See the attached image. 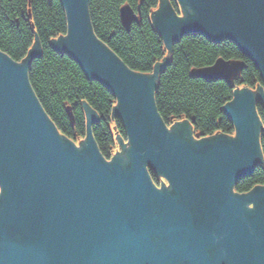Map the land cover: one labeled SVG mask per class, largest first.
<instances>
[{
    "label": "water",
    "instance_id": "obj_1",
    "mask_svg": "<svg viewBox=\"0 0 264 264\" xmlns=\"http://www.w3.org/2000/svg\"><path fill=\"white\" fill-rule=\"evenodd\" d=\"M59 2L66 36L49 43L114 96L109 117L122 121L128 145L116 142L125 160L101 158L89 133L97 119L84 103L81 149L46 119L27 82V65L40 54L35 37L21 64L0 53V264H264V186L229 191L259 164L253 95L234 91L221 107L233 138L189 141L184 122L168 132L152 94L165 61L151 74L130 72L93 36L87 0ZM177 2L182 18L167 0L150 14L167 50L192 34L231 40L264 85V0ZM130 11L121 10L123 20ZM230 63L220 58L199 75L238 73L242 65ZM146 167L170 191L153 189Z\"/></svg>",
    "mask_w": 264,
    "mask_h": 264
},
{
    "label": "trees",
    "instance_id": "obj_2",
    "mask_svg": "<svg viewBox=\"0 0 264 264\" xmlns=\"http://www.w3.org/2000/svg\"><path fill=\"white\" fill-rule=\"evenodd\" d=\"M28 2L36 33L30 29L26 15ZM121 2L131 4L134 8L138 5L142 15V25H134L129 33L118 23L117 8ZM158 2L159 0H89V14L95 34L134 71L150 73L155 63L163 59L162 41L152 30L150 22V13ZM169 2L180 14L176 1ZM65 32L66 19L59 0H0V50L13 60L20 61L36 34L42 54L31 62L28 76L41 105L58 128L71 136L73 132L64 108L72 106L80 98L86 100L102 116V120L92 127V131L100 151L107 157L113 149L106 122L107 112L111 109L110 103L114 101L113 96L100 83L86 79L69 56L52 49L49 40ZM172 57L159 77L155 97L163 120L166 121L169 115L177 117L180 112L186 116L196 114L197 127L204 132L211 133L217 126L223 133L230 131L231 125L221 111L223 103L231 98L230 86L221 80L207 82L191 79L188 67L211 65L219 57L243 58L237 46L231 41L214 42L202 35L192 34L182 37L173 46ZM244 61L246 67L238 82L253 88L261 83L260 75L250 61ZM72 110H75L77 116V130L82 135L84 123L81 107L76 106ZM259 112L264 116L263 110ZM258 182H264V171L260 167L250 177L240 181L238 189L245 191L248 186Z\"/></svg>",
    "mask_w": 264,
    "mask_h": 264
},
{
    "label": "bare ground",
    "instance_id": "obj_3",
    "mask_svg": "<svg viewBox=\"0 0 264 264\" xmlns=\"http://www.w3.org/2000/svg\"><path fill=\"white\" fill-rule=\"evenodd\" d=\"M30 6V4L28 5V7H27V9H25L26 10V15L27 16H29V15H32V12H31V7H29ZM129 7V6H128ZM130 8V12H132V14L134 15V14H136L135 12L133 13V8L132 7H129ZM174 11H175V9H174ZM130 12L127 14V16H129L130 15ZM177 12V11H176ZM178 13V12H177ZM151 14V13H150ZM137 17V18H136ZM136 17H133V18H131V20H129V21H125L126 22V24H127V27L128 28H130L129 30L131 31V29H132V27L135 25V26H137V25H142V20H141V18H142V15L141 14H138L137 13V16ZM132 19H134V20H132ZM136 19H138V21H135ZM127 20V19H126ZM29 21H31V20H29ZM34 24V26H35V23H33ZM151 25H152V23H151ZM152 27V30L154 31V32H156L157 34H158V32L153 28V26H151ZM90 29L92 30L91 32L93 33V36L96 38V40L99 42V43H101V45L102 46H104L105 48H108V45L103 41V40H101L96 34H95V32H94V29H93V26H92V23L90 22ZM159 35V34H158ZM198 35H200V34H198ZM186 36H188V35H186ZM62 37V36H61ZM181 39V38H180ZM224 40H227V41H231V40H228V39H224ZM223 41V40H222ZM219 42H221V41H219ZM232 42V41H231ZM177 42H174V43H172V45H171V47L170 48H168V50L163 46V48H161V52L163 53V59H159V61L157 62V63H155V65H160L161 64V62L162 61H165V63H169L170 62V60L173 58L172 57V49H173V46L176 44ZM38 45V44H37ZM163 45V44H162ZM0 52H3V51H0ZM57 52H63V51H57ZM113 54V53H112ZM242 54V53H241ZM68 56V55H67ZM115 57L117 56V55H114ZM242 56H243V58H238V59H224V58H221V59H223V61H225V62H227L229 65L231 64L230 62H234L235 64H241L242 65V67L240 68V70L238 71V73L237 72H235V73H230L229 75H226L227 77H219V80H221V81H223V82H225V83H227V85H229L230 86V88H231V98L229 99V100H227V101H225L224 103H223V105L224 104H226L227 102H229V101H231L232 100V98H233V96H232V92H234V91H239V90H242V89H245L247 92H250L252 95H253V99H254V101H253V107L255 108V112H256V117H257V122H258V124H259V131L257 130V132H256V136H255V139H256V142H257V152L259 151L260 152V160H259V164H263L264 163V143L262 142L261 143V141H263L264 140V116L263 115H261L260 114V112H259V110H263L264 111V104L261 102V100L259 99V97L257 98L256 97V95H258V90L256 89V88H258L259 89V91L262 93V95H264V85H263V83H262V81H261V83H259V84H257L256 86H254L253 88L252 87H249L248 85H244V84H242V83H240L239 84V79L241 78V76H242V72H243V70L245 69V67H246V64H245V61H244V59H247L248 61H250L245 55H243L242 54ZM117 58V57H116ZM117 59H119L120 60V62L121 63H123V60L122 59H120V58H117ZM166 59V60H165ZM217 59H220V57L219 58H217ZM73 60V59H72ZM74 61V60H73ZM167 61V62H166ZM75 62V61H74ZM251 62V61H250ZM124 64V63H123ZM215 64L216 63H213V64H211V65H207V66H196V65H193V66H189L188 67V76L191 78V79H200V77H201V79L202 80H204V81H210V80H213V81H216L217 79H208V78H206V77H202V75L201 74H203L204 73V71H202V70H205V72H207L208 73V75H209V70H213V69H215L214 67H215ZM126 65V64H125ZM163 67H166V66H163ZM236 67V66H235ZM235 67H233V68H235ZM255 67V66H254ZM256 68V67H255ZM127 69L130 71V72H133L132 70H131V68H129V67H127ZM153 69V68H152ZM162 69V68H161ZM161 69L159 70L160 72H161ZM208 70V71H207ZM202 71V72H201ZM190 72H192V73H195L197 76H194V75H190ZM134 73H137V74H151L152 72H150V73H143V72H139V71H134ZM199 73H201L200 75H199ZM158 76V75H157ZM157 76H156V78H157ZM261 79V78H260ZM263 87V88H262ZM154 98V97H153ZM255 98H257V99H255ZM114 99V98H113ZM85 104V106L89 109V110H92L93 111V113L95 114V109H93L90 105H89V103L86 101V100H84V99H79L78 101H74L73 102V106H79V107H81V104ZM113 105H115V107H116V101H115V99H114V101H113ZM155 104V103H154ZM222 105V106H223ZM221 106V107H222ZM157 108V107H156ZM65 109H67V108H65ZM81 110H82V108H81ZM64 111H67V110H64ZM222 111V110H221ZM222 114L224 115V117L228 120V122L230 123V121H229V119L227 118V116L225 115V113L222 111ZM99 116V113L98 114H95V117H98ZM177 121L176 122H174L173 124H181L182 122H184L186 125H187V127H188V133H189V141H193V140H199V139H205V138H211V137H217V136H225V137H228V138H233L234 137V127L232 126V124L230 123V125H231V129H230V131H227L226 133H223V132H221L220 131V128L217 126V128L215 127V129L213 130V131H211V133L210 132H204L202 129H200L199 127H197V117H196V114H193V115H191V116H186L185 114H183V113H178V116H177ZM216 119H218V118H216ZM76 120V119H75ZM74 120V121H75ZM49 121V123H51V120H48ZM218 121H220L219 119H218ZM76 122V121H75ZM114 122V121H113ZM96 124H98L97 122H95V123H89V126H91V127H93L94 125H96ZM75 125H77V123H75ZM172 125H168V128H170ZM55 130H56V128L55 127H53ZM167 131H169V129L167 130ZM56 132H57V130H56ZM125 133V132H124ZM80 136V135H79ZM91 137V136H90ZM62 138V140H63V137H61ZM92 141H93V139H91ZM64 141V140H63ZM75 142L77 141V139L76 140H74ZM94 142V141H93ZM81 143V142H80ZM95 148H96V150L104 157V158H106L107 160H109L110 159V155L109 156H107V157H105L103 154H102V152L100 151V149H99V147H98V145H97V143L95 142ZM111 149V148H110ZM115 150V149H114ZM113 151V150H112ZM112 153V152H111ZM114 155V154H113ZM115 157H117V155L115 156ZM105 160V159H104ZM107 162V161H106ZM253 170H252V174L255 172V170H256V167H254V168H252ZM161 178H163L162 176H161ZM248 178V176H242V180H244V179H247ZM164 179V178H163ZM240 182V179L239 180H236V184L237 183H239ZM168 185V184H167ZM167 185H165V184H163V183H161V187H162V189L163 190H165V191H170V189H169V185L167 186ZM238 185V184H237ZM236 185L234 184L233 186H231V189H229V191L232 193V194H235V195H238L239 193H241L242 191H240L238 188H236L235 187ZM264 186V182H258V183H255L254 184V187H258V188H262ZM253 188V187H252ZM251 188V186L249 187L248 186V188H247V190H251L252 189ZM246 190V191H247ZM157 192H158V189L156 190ZM238 193V194H237ZM248 204V203H247Z\"/></svg>",
    "mask_w": 264,
    "mask_h": 264
},
{
    "label": "rangeland",
    "instance_id": "obj_4",
    "mask_svg": "<svg viewBox=\"0 0 264 264\" xmlns=\"http://www.w3.org/2000/svg\"><path fill=\"white\" fill-rule=\"evenodd\" d=\"M168 2H169V0H167ZM176 1V3H177V6H178V8H179V11H180V14L179 13H177L176 11H174V8H173V6L170 4V2H169V4L171 5V7H172V9H173V11L176 13V15L178 16V18H182V11H181V8H180V6H179V4H178V2H177V0H175ZM28 4H30V2H28ZM158 5H159V2L157 3V7L155 8V9H153L152 11H151V14L152 13H154L156 10H157V8H158ZM125 6H129V7H132L133 8V13L135 12L136 14H134L133 16L134 17H136L137 16V13L138 14H140V12H139V6L137 5V7H135L134 8V6L133 5H131V4H128V3H125V2H121L119 5H118V8H117V18H118V23H119V25L121 26V28L126 32V33H129L130 32V28H128L127 27V24H125V20H123V16H122V12H121V10L125 7ZM30 7V6H29ZM87 8H88V13H89V0H87ZM33 16L32 15H29V16H27V18H28V20H31V21H28L29 22V25H30V29L31 30H33L35 33H36V29L34 28L35 26H34V21H33V18H32ZM137 18V17H136ZM89 19H90V14H89ZM132 20H134V19H132ZM135 21H138V19H136ZM90 22H91V19H90ZM150 22H151V20H150ZM15 23L18 25V22H17V20L15 21ZM61 36H66V32H65V34H61V35H58V36H55L54 38H52L51 39V41L52 42H55V40H56V38H61ZM184 37V36H183ZM182 38V37H181ZM35 39H36V42H37V44H38V46H39V48H40V54L38 55V56H36L35 58H33L30 62H29V64L27 65V68H26V70H27V82H28V84H29V86H30V88H31V90H32V92H33V95H34V97L36 98V100L38 101V103H39V105H40V107H41V109H42V111H43V114H44V116L46 117V119L47 120H51V124L56 128V130H57V133L59 134V136L60 137H63V140L65 141V142H69L70 144H72V146H73V148L74 149H76V150H78V149H81V144H82V142H83V139H84V130H83V132H82V135H80L79 136V130H77L78 128H77V125H75V119L77 118V116H76V113H74L75 112V110H72V109H75V107L76 106H71V105H68V106H65V108H67V109H65V110H67V111H65V113H66V116H67V120H68V122H69V127L71 128V131L73 132L72 133V135L71 136H69V135H66V134H64L63 133V131H61L59 128H58V126L52 121V119H51V117L49 116V114L45 111V109L43 108V106L41 105V102L39 101V98L37 97V95H36V93H35V91L33 90V87L31 86V83H30V80H29V76H28V72H29V68H30V65H31V62L34 60V59H36V58H39L40 56H41V54H42V50H41V44H40V42H39V39H38V37H37V35L35 34ZM180 40V39H179ZM178 40V41H179ZM50 41V40H49ZM177 41V42H178ZM233 43V42H232ZM32 45H34V41H32V44H31V46ZM30 46V47H31ZM30 47H28V49H27V51L30 49ZM110 52H112L114 55H117L109 46H108V48H107ZM1 51V50H0ZM0 53H2L4 56H6L10 61H12V62H14V63H16V64H21L22 63V61H23V59H24V57L20 60V61H15V60H13L9 55H7L5 52H0ZM27 53V52H26ZM58 53H63V54H66V53H64V52H58ZM26 55V54H25ZM67 55V54H66ZM117 58H120L118 55L116 56ZM71 58V57H70ZM72 59V58H71ZM121 59V58H120ZM166 60V59H165ZM218 59H216L215 61H214V63H216V61H217ZM167 62V61H166ZM123 63H124V65L126 64L124 61H123ZM168 65V63H164V65L163 66H167ZM126 67H128L127 65H125ZM165 68L166 67H162V69H161V72L159 71L158 72V76H157V78H155V82H154V89H153V100H154V103H155V107H157L156 106V101H155V97H156V93H157V89H158V85H159V77H160V75H161V73L165 70ZM81 70V69H80ZM132 70V69H131ZM133 72H134V70H132ZM81 72H82V70H81ZM83 73V72H82ZM84 74V73H83ZM190 75L192 76V75H194V76H197L195 73H192V72H190ZM85 76V75H84ZM86 78V77H85ZM200 79H201V77H200ZM203 79V78H202ZM201 79V80H202ZM215 79H217V80H219V78H215ZM89 81H94V80H89ZM210 81H213V80H210ZM94 82H97V81H94ZM98 83H100V82H98ZM104 88H106L109 92H110V90L105 86V85H103L102 83H100ZM263 88V87H262ZM264 89V88H263ZM111 93V92H110ZM111 95H112V93H111ZM113 96V95H112ZM256 97L258 98L259 96L258 95H256ZM113 98H114V96H113ZM257 98H255V99H257ZM114 100V99H113ZM70 104V103H69ZM114 103L112 102V103H110V105H111V109H109L108 110V112H107V120H106V122H107V128H108V131H109V133H110V136H111V145H112V150L113 151H111L110 152V154H108V156L110 155L111 157H115L116 155H117V157L116 158H119V160L121 161V163H123L124 162V160H125V155H124V153L122 152V150H121V148L119 147V145L117 144V142H116V140L118 139L119 141H120V143H121V145H124V149H126V147H127V145H128V143H127V139H126V135H125V133H124V129H123V125H122V121L116 116V115H113L111 118L109 117V114H110V112H111V110H112V108H114L115 107V105H113ZM156 110H157V113H158V115H159V117H160V119L162 120V123H163V125H164V127L166 128V130H168L169 128H168V125H173V123L174 122H176L177 121V117H174L173 115H169L168 116V119L166 120V121H164L163 120V118H162V116L160 115V113H159V111H158V109L156 108ZM81 111V115H82V122L84 123V113H83V111L82 110H80ZM264 112V111H263ZM95 114H98V112L97 111H95ZM255 114H256V112H255ZM96 122L97 123H99L101 120H102V116L101 115H99L98 117H96ZM75 120V121H74ZM114 121V122H113ZM122 127V128H121ZM78 132V133H77ZM169 132V131H168ZM89 133H90V136H91V139H93V141H94V143L96 142L95 141V137H94V134H93V131H92V127L91 126H89ZM73 138V139H72ZM77 139V141L75 142L74 140H76ZM81 142V143H80ZM263 141H261V143H262ZM115 149V150H114ZM100 154V153H99ZM114 154V155H113ZM100 156H101V158H103V159H105L106 161H108L106 158H104L101 154H100ZM258 167H260V168H262V170L264 171V163L263 164H258L257 166H256V169L258 168ZM146 172H147V175H148V177H149V179H150V181H151V184H152V187H153V189H155V190H157V189H159V185H161V183H163V184H165V185H167L168 184V182L165 180V179H163V178H161V176L160 175H158V174H156L153 170H151L150 168H148V167H146ZM252 175V172H251V174H249V175H247L248 177H250ZM240 181H242V179L240 178ZM237 184H239V183H237ZM236 183H235V187L236 188H238V185H237ZM168 186V185H167ZM252 187H254V184L253 185H251V188ZM250 190H245V191H242L241 193H237L238 195H241V194H244V193H246V192H249ZM249 209H252L253 208V205L252 204H248V206H247Z\"/></svg>",
    "mask_w": 264,
    "mask_h": 264
}]
</instances>
